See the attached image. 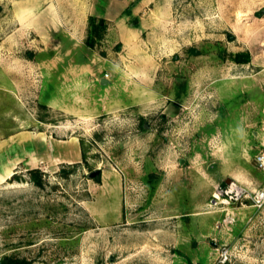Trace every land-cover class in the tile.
<instances>
[{
  "label": "rangeland",
  "instance_id": "rangeland-1",
  "mask_svg": "<svg viewBox=\"0 0 264 264\" xmlns=\"http://www.w3.org/2000/svg\"><path fill=\"white\" fill-rule=\"evenodd\" d=\"M107 1L93 0L97 30L71 38L15 20L65 18L70 0H0V81L26 96L31 132L77 142L50 143L62 158L38 169L41 186L22 168L0 182V261L264 264V201L250 198L264 191V20L253 15L264 0H124L135 38L105 46ZM238 52L253 60L234 62ZM76 61L94 67L78 107ZM9 88L0 82V141L13 126ZM231 185L248 196L216 197Z\"/></svg>",
  "mask_w": 264,
  "mask_h": 264
},
{
  "label": "crops",
  "instance_id": "crops-1",
  "mask_svg": "<svg viewBox=\"0 0 264 264\" xmlns=\"http://www.w3.org/2000/svg\"><path fill=\"white\" fill-rule=\"evenodd\" d=\"M70 1L72 4H75V8L74 10H70L69 13L66 12L67 14L65 15V18L62 17L60 19L55 11H50L48 13L42 12L39 13L38 16L40 18V22L44 24L43 25L38 23L39 18L30 20L32 18L31 14H33L34 12L30 13L28 11L24 13L17 11L15 14V20H17L18 25H23V27H21L22 32L30 30L32 34H35L37 36H49V33L60 34L59 32L65 30L71 38H78V36L80 35L82 37L87 29L88 18L90 16H93V0ZM124 4V0L107 1V12L110 10L112 11L111 13L108 12V14L115 16L111 18L104 16L106 20H110V22H106L107 26L103 39L104 45L106 43L111 45L109 42H111V40L113 39H109L110 37L116 38V40H119L120 42L122 40L127 41L129 39L128 36H130L133 40L135 38L134 31L132 29H127L125 26V19L123 17H120V10H123ZM112 6L114 7L113 10ZM120 6L122 7L119 8ZM262 6V8L264 9V5ZM62 19H64L63 23H61L60 21ZM255 19L263 21L264 16ZM75 40L78 41V39ZM250 55V59L252 61L254 54ZM262 57L264 58V53H261L260 60H263ZM46 62L47 61L45 60L41 61L39 67L45 69ZM82 63L83 62L76 61L73 62V64L70 66V72L73 74L70 78V97L72 100H74L75 104L73 103V105H76V107H78L77 102L80 98L78 97L79 94L77 93V90H80L83 86L86 85L87 82L90 83L87 78L89 77L87 73L93 74L94 71V67L91 64ZM48 73L49 74L47 75L49 77L50 73L54 75H52L53 77H56L57 75V73L53 70L52 72ZM5 77L6 78H3L0 82H6L8 85H10L11 88H9V91L13 93V97H11V99L13 100V108L8 110V114L11 115V121L13 126L9 129V133L7 134V136H3L2 140L0 141V182L6 181L19 168H22L23 171L32 169H42L41 167H43L44 169L46 167L47 161L51 162L52 160V162H56V160H58L60 162L62 158L60 151L57 154H51L52 156H50V154L48 153V151H50V143H77L75 141L64 142L63 140H57L51 136L52 133L50 134V136H48L49 139H46L47 135L38 129L35 132H31L29 130L30 120L24 112V110L26 111V108L23 105V101L20 99V97L22 99H25L26 96L24 95V93L22 96L16 94V81H14V79L9 78L8 76ZM90 80L92 85L95 84L92 81V78ZM58 81L61 83V79H59ZM58 81L56 80L55 83H57ZM99 81L100 84H102L105 80L103 78H100ZM11 84L16 86L13 87ZM1 102L2 101H0V103Z\"/></svg>",
  "mask_w": 264,
  "mask_h": 264
},
{
  "label": "built area",
  "instance_id": "built-area-1",
  "mask_svg": "<svg viewBox=\"0 0 264 264\" xmlns=\"http://www.w3.org/2000/svg\"><path fill=\"white\" fill-rule=\"evenodd\" d=\"M262 131H264V122H262ZM256 162L260 167H264V153H260L259 155L256 156ZM247 191L246 189H238L235 186L232 187L229 186L228 189H217V198L219 196L227 199V201H237L241 197H247L248 194H246ZM215 197V198H216ZM250 198L257 204L261 203L264 201V191L263 190H257L254 191L252 196ZM229 252L226 248H223L220 251L219 257H220V262H225L228 259Z\"/></svg>",
  "mask_w": 264,
  "mask_h": 264
},
{
  "label": "trees",
  "instance_id": "trees-1",
  "mask_svg": "<svg viewBox=\"0 0 264 264\" xmlns=\"http://www.w3.org/2000/svg\"><path fill=\"white\" fill-rule=\"evenodd\" d=\"M253 15L255 18H261L264 16V12L256 11ZM93 20H94L93 17H89L88 18V25H89V28L91 31H96L98 27L96 28L97 25L92 26ZM103 22L104 21L102 19H99L97 21V24L99 25V27L100 26L102 27ZM103 29H104V26H103ZM93 43H94V39L93 38L90 39V37H88L86 40V44L88 46L92 47ZM250 58H251V55L248 52H246V53L238 52V53L233 55V61L236 63H248L250 61ZM28 173L33 175L32 177H33L34 184L37 186H41L42 180L37 176V174H40V171L38 169H32V170H29ZM0 264H24V261L13 260V259H4L3 261H0ZM188 264H191V263H188Z\"/></svg>",
  "mask_w": 264,
  "mask_h": 264
},
{
  "label": "water",
  "instance_id": "water-1",
  "mask_svg": "<svg viewBox=\"0 0 264 264\" xmlns=\"http://www.w3.org/2000/svg\"><path fill=\"white\" fill-rule=\"evenodd\" d=\"M100 174V169H95L89 173L90 178H98Z\"/></svg>",
  "mask_w": 264,
  "mask_h": 264
}]
</instances>
